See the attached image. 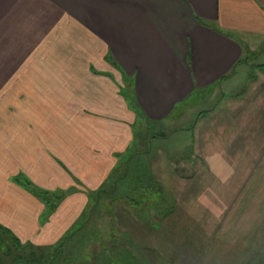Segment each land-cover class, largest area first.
<instances>
[{
  "label": "crops",
  "instance_id": "obj_1",
  "mask_svg": "<svg viewBox=\"0 0 264 264\" xmlns=\"http://www.w3.org/2000/svg\"><path fill=\"white\" fill-rule=\"evenodd\" d=\"M261 42L264 0H0V223L60 240L135 126L235 90Z\"/></svg>",
  "mask_w": 264,
  "mask_h": 264
},
{
  "label": "rangeland",
  "instance_id": "obj_2",
  "mask_svg": "<svg viewBox=\"0 0 264 264\" xmlns=\"http://www.w3.org/2000/svg\"><path fill=\"white\" fill-rule=\"evenodd\" d=\"M253 44L238 88L188 108V122L135 126L114 183L77 221L84 260L3 264H264V42Z\"/></svg>",
  "mask_w": 264,
  "mask_h": 264
},
{
  "label": "trees",
  "instance_id": "obj_3",
  "mask_svg": "<svg viewBox=\"0 0 264 264\" xmlns=\"http://www.w3.org/2000/svg\"><path fill=\"white\" fill-rule=\"evenodd\" d=\"M141 182V181H139ZM143 187V186H141ZM144 188V187H143ZM145 191V190H144ZM39 195H43L44 192H38ZM168 201V200H167ZM162 200L159 201L161 203ZM167 209L161 211L160 213L163 214L165 213ZM170 211V210H169ZM168 211V212H169ZM172 211V210H171ZM86 221V220H85ZM84 221V222H85ZM79 223V225H78ZM77 225L73 229H71L66 235L61 238L58 243H55L53 245L49 246H36L32 242H23L18 236H16L10 229L5 227L3 224L0 223V249L2 250V253L0 255V264H3L4 260H9V261H17V259H24L23 255H27L28 259L30 260L29 262L32 261H38L40 260L39 253L43 252V257L45 260L46 252H54V251H61L62 252L68 251L69 257L71 259H76L77 260H84L83 258L86 257L84 255H81V252H79V247L81 245H72L71 242L75 240L74 232H78L76 230L77 228L82 226V222H78ZM75 233V234H76ZM8 237H6V236ZM11 246V248H10ZM77 246V247H76ZM71 247V248H67ZM39 249V250H38ZM56 254H51L50 260H53L56 257ZM83 257V258H82ZM10 263V262H9ZM51 262H49L50 264ZM12 264V263H11Z\"/></svg>",
  "mask_w": 264,
  "mask_h": 264
}]
</instances>
